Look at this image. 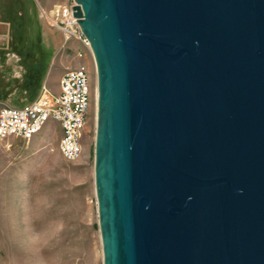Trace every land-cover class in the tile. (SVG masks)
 <instances>
[{"label":"water","instance_id":"obj_1","mask_svg":"<svg viewBox=\"0 0 264 264\" xmlns=\"http://www.w3.org/2000/svg\"><path fill=\"white\" fill-rule=\"evenodd\" d=\"M74 3L102 264H264V0Z\"/></svg>","mask_w":264,"mask_h":264},{"label":"rangeland","instance_id":"obj_2","mask_svg":"<svg viewBox=\"0 0 264 264\" xmlns=\"http://www.w3.org/2000/svg\"><path fill=\"white\" fill-rule=\"evenodd\" d=\"M64 2L0 0V108L20 107L36 98L24 93V81L31 76V90L41 85L55 94L56 78L81 64L96 88L89 49L73 40L64 44L61 32L41 17ZM78 50L85 52L83 60L76 58ZM32 64L38 68L34 74ZM95 132L93 95L81 135L82 155L75 162L57 151L60 130L51 121L29 141H0V264H102Z\"/></svg>","mask_w":264,"mask_h":264},{"label":"built area","instance_id":"obj_3","mask_svg":"<svg viewBox=\"0 0 264 264\" xmlns=\"http://www.w3.org/2000/svg\"><path fill=\"white\" fill-rule=\"evenodd\" d=\"M65 1L54 6L49 17L45 12H41V17L61 32L64 44L73 40L88 48L72 16L74 0ZM75 56L83 60L85 52L78 50ZM95 93L87 66L81 64L67 71L59 80L57 93L52 94L43 86L33 101L20 107L0 108V141L10 138L29 141L51 121L60 130L57 151L64 160L77 161L82 155L81 135Z\"/></svg>","mask_w":264,"mask_h":264},{"label":"crops","instance_id":"obj_4","mask_svg":"<svg viewBox=\"0 0 264 264\" xmlns=\"http://www.w3.org/2000/svg\"><path fill=\"white\" fill-rule=\"evenodd\" d=\"M72 46L73 47H76L77 48V43H72ZM33 66H35V65H33L32 64V68H31V70H30V72H34L33 70H37L38 68H34ZM38 66V65H37ZM26 72V71H25ZM34 74V73H33ZM32 77V76H31ZM31 77L30 78H28V79H26L24 82H25V85H24V93H26V92H28L29 94H28V98H31V99H33V98H35L37 95H38V93L40 92V90H41V88L43 87V86H41L40 85V87L37 89V91H35L34 89L33 90H31L32 89V86H33V83H34V79H31ZM30 79V80H29ZM57 80H58V83H59V78H56ZM35 84H36V82H35ZM36 86H37V84H36ZM52 92H55V93H57L58 92V85L56 86V88H54V89H52ZM25 103H27V102H25ZM24 103V104H25Z\"/></svg>","mask_w":264,"mask_h":264},{"label":"bare ground","instance_id":"obj_5","mask_svg":"<svg viewBox=\"0 0 264 264\" xmlns=\"http://www.w3.org/2000/svg\"><path fill=\"white\" fill-rule=\"evenodd\" d=\"M95 99H96V103H97V91L95 93ZM96 111H97V104H96Z\"/></svg>","mask_w":264,"mask_h":264}]
</instances>
